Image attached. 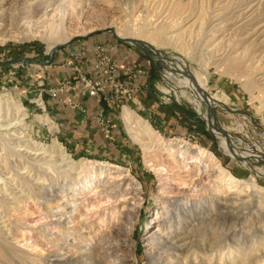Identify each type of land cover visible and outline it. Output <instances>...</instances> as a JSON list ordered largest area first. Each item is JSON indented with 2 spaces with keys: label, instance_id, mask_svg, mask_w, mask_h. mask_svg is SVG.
Listing matches in <instances>:
<instances>
[{
  "label": "rangeland",
  "instance_id": "obj_1",
  "mask_svg": "<svg viewBox=\"0 0 264 264\" xmlns=\"http://www.w3.org/2000/svg\"><path fill=\"white\" fill-rule=\"evenodd\" d=\"M46 1L0 0V98L11 96L27 113L14 125V115L0 109V264H93L98 252L91 255V248H105L108 264H151L152 258L165 264H186L191 258L190 264H264V198L258 193L264 190V175L225 153L194 103L179 95L183 88L170 67L201 77L210 97L201 111L211 115V125L228 133L242 150L264 152V19L246 25L258 0L233 9L223 23L215 19L225 14L228 0H58L44 16L35 9ZM179 2L189 3V10L167 18ZM26 19L39 37H23ZM202 22L219 26L201 32ZM140 26L164 30L158 40L135 41ZM124 27L131 35L117 34ZM61 31L70 37L60 40ZM232 38L238 39L236 53L256 47L255 69L246 63L244 77L225 70ZM106 40L128 48L150 70L123 69L119 76ZM219 41L227 49L217 51ZM102 55L112 68L104 65ZM246 76L254 82L252 89L244 84ZM92 84L99 89L89 95ZM48 88L58 90L55 96ZM49 102L62 103L71 119L76 110L86 118L83 127H71L77 135L69 141ZM124 108L169 141L145 150L134 138L141 136L122 118ZM44 114L48 124L37 118ZM26 141L44 148L59 143L74 160L121 170L98 174L88 164L77 179L57 159L30 152ZM182 143L206 149L237 181L219 179L208 160L177 152ZM178 205L186 210L177 213ZM224 207L239 214L233 224L208 220ZM166 236L174 245L190 240L218 245L206 254L190 252V258L175 252L171 256L159 243Z\"/></svg>",
  "mask_w": 264,
  "mask_h": 264
},
{
  "label": "bare ground",
  "instance_id": "obj_2",
  "mask_svg": "<svg viewBox=\"0 0 264 264\" xmlns=\"http://www.w3.org/2000/svg\"><path fill=\"white\" fill-rule=\"evenodd\" d=\"M57 1L58 0H47L43 7H40L41 4H37L35 10L40 13L43 10L41 15L45 16L49 11L53 9L52 8L53 4L56 3ZM125 1H127L129 4L133 0H125ZM214 1L216 2V0ZM228 1H229L227 3L228 5L225 8L226 10L223 9L225 11V14L221 15L220 16L221 18L219 16L218 17L216 16L215 21L221 19L219 23L226 22L230 18L229 17L225 18V16L228 15V13H230L233 9L243 6V5H245V7L248 8V4L255 0H228ZM254 6H256V9H255L256 13L253 15V17L250 20H248L247 23L249 24L246 23V25H251L253 23L262 21L264 19V0H258ZM189 7H190L189 3H186V2L181 3V4H176L174 9H169V10L167 9L168 10L167 18L172 17L171 19H173L175 16L183 15L187 10H189L188 9ZM202 7H203V4H202ZM202 7L201 9H203ZM167 10H164L163 12ZM202 19L204 20V12L201 10L200 20ZM31 21L32 20L26 19V20H23L21 23V26H24L25 28V31L22 30L23 32L22 34L25 39L39 37V34H38L39 32L33 29ZM205 23L202 22L200 24V27L198 28L199 31L203 32L202 29L204 28L206 29L209 28V30H211L213 27L217 25L219 26V23H216L212 26H210L211 22L208 24H205ZM163 30H164V27L162 26L160 27L157 26L155 28H149V29L146 26H140L139 28L136 29V32L133 34L134 36L138 37V39H134V40L142 41L141 39L153 38V37L154 39L158 40L160 37L159 36L160 34L158 33L162 32ZM209 30H206V31H209ZM75 32L77 33V31H74V33ZM116 32L120 36L127 37L128 35H131V33H129L128 29L125 27L124 29H118ZM70 35L71 34H68L67 32L65 33V31L64 32L61 31L59 35V39L62 41L67 40L70 37ZM124 39H129V38H124ZM129 40H132V39H129ZM229 41L230 42L228 43L230 46L228 47V51L232 49V52L226 58L227 62L225 64V70L233 76H235L234 74H239V75L241 74L239 77H242V76L244 77L245 76L244 73H247L245 64L250 62L251 66L249 67H252V63H251L252 55L255 53L254 51L256 50V47L254 49L245 48L241 52L236 53L238 51V44H239L238 39L232 38ZM215 45H217V51H220L222 49L223 50L227 49V47L225 46L226 44L224 45L222 41L217 42V44ZM232 53H236V54H232ZM152 55L156 58V55L154 52ZM157 56H158L157 59H159V55ZM170 67L171 69L175 71V73H171V74L174 75L175 78L178 79L180 87L183 88L179 92V95L187 97L189 100H191L194 103L196 110L205 119L209 129L215 135L218 142L220 143L221 148L225 151V153L228 156H231L234 160H236L237 164L241 165L242 167L244 166L252 170L254 173L258 175H264V152H261L259 150H246V149L242 150L240 147H238V145L234 144V142L230 139L228 133L220 131L218 128L211 125V120L213 121V118L211 117V115H209L208 112L201 111V104L207 103L208 100H210V97L207 95L205 91V88H204L205 84L203 85L201 77L197 73L193 72L192 70H186L183 68H179L171 63H170ZM232 67H234L235 72L232 71ZM252 69H255V66L252 67ZM166 75L168 76V73H166ZM244 84L248 89L249 88L252 89L254 87V82L249 76L245 77ZM0 109H5L8 111V114L14 115V118H15L13 122L14 125L23 121L27 117V113L23 111V109H21L18 105L15 104L11 96H7L5 99L0 98ZM37 118L39 119V121L43 122L44 124H48L50 122L47 114L38 115ZM122 118L126 126L131 132L135 134H139L141 136V139L136 138V136L134 138L136 140L138 139V141L141 142V145L143 146L145 150H148L158 144H166V142L169 141L166 138H164V136H162L158 131L152 128L148 122L141 120L139 116L137 117L128 108H124ZM11 124L12 122L8 123L7 126ZM182 144L183 145L177 146V152H180L184 155L188 154L192 158L194 157L197 160H208L212 169H214L218 173L217 176L219 177V179H222V180L225 179L226 181L231 180L230 181L231 183H233V181H237L236 178L230 175V173L225 168H223V166L220 165L219 160H217L216 157H214L211 153H208L206 149L199 148V147L191 148L188 145V143H182ZM38 145L39 144H35V143L31 145V143L29 144L27 143V141L24 144L25 148L28 147L31 149L30 152L33 151V154H37V155L45 154L44 156L49 157L50 159L51 158L57 159L58 161H54V162L57 163L59 167H63L64 170L71 171L73 174H75L77 179H80V177H82L81 174L84 173L85 166L88 164H92L91 165L92 170H94V172H97L98 174L102 173L103 169L106 170L109 168H115L117 170H121L120 166L111 165L109 163H104V162H93L92 163L86 159L74 160L64 151L63 147L59 143H53L52 145L47 146L46 148L43 147L44 145L41 147H39ZM46 152L48 154H46ZM231 188H234V187H230V189ZM258 193H260L259 195L260 197L264 198L263 189L260 188L258 190ZM176 208H177V213H180L181 211L186 210V208L183 205H178ZM192 212L195 213V211L193 210ZM210 217L211 218L208 219L209 221H212L214 224H217L219 226L220 225L223 226V225L233 224V220L238 219L239 214L235 213V211L232 212L230 208L228 207H224L223 211L221 210L220 212L213 213L212 216ZM169 223H170L169 227H171L172 226L171 221ZM201 223H202V220H200L199 225H201ZM159 243L161 244L162 247H165V252L168 255L172 256L171 253L175 252L178 255L185 254L187 258H190V252L206 254L208 253V251L210 252L213 251L215 246L218 245L217 243H216L217 245L215 244L212 245L211 244L212 242L210 243L211 245L210 244L207 245L205 243L197 244L196 242H193V240H190L189 242L182 241L180 244L174 245L172 240H169L167 236L164 237L163 240L159 241ZM104 251H105V248H91L90 249L89 253L91 255H94V253L96 254L98 252V257L96 256L97 258H94L93 264H108L105 260V257H104L105 255L103 254ZM100 252L102 253V255H99ZM191 259L187 260L186 264L193 263ZM73 260H70V261H73ZM58 264H62V263L59 262ZM121 264H126V263L124 262ZM151 264H165V262L158 258H155V259L152 258ZM174 264H184V263L180 261L179 263H174Z\"/></svg>",
  "mask_w": 264,
  "mask_h": 264
},
{
  "label": "crops",
  "instance_id": "obj_3",
  "mask_svg": "<svg viewBox=\"0 0 264 264\" xmlns=\"http://www.w3.org/2000/svg\"><path fill=\"white\" fill-rule=\"evenodd\" d=\"M105 44H106V47H109L108 50L112 51V52H110V54L112 56L111 59L114 61V63H115L114 65H116V72L118 74L123 69H124L123 71H125V69L131 70L133 65L138 66V67L141 66V68L145 71L150 70L146 66V61L143 60L142 58H138L137 56L130 54L128 48H122L121 46H118V44H116L115 42H113L111 40H106ZM86 46L91 49L93 45L87 44ZM87 57H89V59H90V61H89L90 64L94 63V61H93L94 56H92L91 53H87ZM90 68H92V66ZM95 72L96 71H92V74L90 73L91 76L96 77V75H94ZM101 72H102V70H101ZM98 74H100V72ZM119 76H120V74H119ZM124 78L125 77H121V79H124ZM135 78L138 79V77H135ZM141 78H142V80H144L143 77H141ZM136 79H133L132 81H135ZM48 100H49V98H48ZM83 102H84L83 100L80 101L81 106L84 107ZM50 105H52V106L55 105V106H53V108H54L53 111L57 112L56 115L59 118L58 121H59L60 127H61V134L63 135V137L65 139H67L69 141L71 139L70 136L74 137L77 135L75 132H73L74 129H72V128H77L78 126L83 127L85 125L84 123L86 122V118H83L82 114L80 112H78L79 110H76L78 113L76 118L74 117L71 119L69 117V111L70 110H66V107L64 105L62 106V103H58V104L50 103ZM62 113H64V114H62ZM80 115H81V117H80Z\"/></svg>",
  "mask_w": 264,
  "mask_h": 264
},
{
  "label": "built area",
  "instance_id": "obj_4",
  "mask_svg": "<svg viewBox=\"0 0 264 264\" xmlns=\"http://www.w3.org/2000/svg\"><path fill=\"white\" fill-rule=\"evenodd\" d=\"M95 48H97L98 50H101V48H99L97 45L95 46ZM102 62L104 63V65L107 63V65L106 66H108V69L109 68H112V64H111V62H110V60H109V58L108 57H106L105 55H102ZM102 62H100L98 65H100V64H103ZM95 66H96V64H95ZM132 69H133V72L134 73H142V71H141V69L140 68H138V66H135V65H133V67H132ZM99 89V87L98 86H96L95 84H92V85H90L89 86V91H88V93H89V95H94V94H96V91ZM47 91L49 92V94L51 95V96H55V94H56V92L58 91L57 89H52V88H48L47 89ZM40 99V98H39Z\"/></svg>",
  "mask_w": 264,
  "mask_h": 264
},
{
  "label": "water",
  "instance_id": "obj_5",
  "mask_svg": "<svg viewBox=\"0 0 264 264\" xmlns=\"http://www.w3.org/2000/svg\"><path fill=\"white\" fill-rule=\"evenodd\" d=\"M52 48H54V47H52ZM52 48H51V49H52Z\"/></svg>",
  "mask_w": 264,
  "mask_h": 264
}]
</instances>
